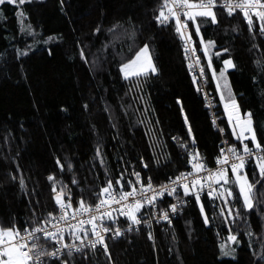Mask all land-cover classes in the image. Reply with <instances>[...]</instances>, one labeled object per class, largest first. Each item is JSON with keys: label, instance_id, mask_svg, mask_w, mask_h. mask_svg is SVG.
<instances>
[{"label": "trees", "instance_id": "1", "mask_svg": "<svg viewBox=\"0 0 264 264\" xmlns=\"http://www.w3.org/2000/svg\"><path fill=\"white\" fill-rule=\"evenodd\" d=\"M161 4L162 0H30L0 5V226L15 224L23 230L55 213L53 184L66 186L75 204L81 196L94 204L106 182L115 183L122 174L125 182L131 180V171L154 183L164 182L189 168L190 156L197 151L206 165L213 164L221 136L188 70L184 38L174 21L162 25L156 20ZM214 11L218 23L209 18L197 21L204 41L215 42L207 56L191 22L188 27L216 95L221 127L230 142L241 141L232 134L213 73L214 69L219 74L223 61L231 59L235 67L224 79L232 96L225 98L236 100L242 113H252L257 140L264 145L260 22L253 16L249 30L241 13L230 16L220 7ZM145 44L157 72L125 79L121 65ZM243 171L256 185L251 209L244 205L238 185L226 184L234 194L227 206L223 198L200 194L198 203L191 195L172 226L143 223L111 239V259L104 248H85L61 260L264 264V178L256 161H249ZM50 175L55 181L48 180ZM228 176L235 179L231 170ZM124 190H129L127 184ZM230 236L236 237L232 254L222 250ZM45 262L61 264L54 258Z\"/></svg>", "mask_w": 264, "mask_h": 264}, {"label": "snow or ice", "instance_id": "2", "mask_svg": "<svg viewBox=\"0 0 264 264\" xmlns=\"http://www.w3.org/2000/svg\"><path fill=\"white\" fill-rule=\"evenodd\" d=\"M30 0H0V5L5 3H11L13 5H23ZM217 7L223 8L227 11L228 15H233L237 12L241 13L245 18L249 30L253 28V16L258 18L260 22V32L264 34V0H222L218 3V0H162L161 7L159 9V14L156 16V20L162 24H168L172 21L175 22L176 32L185 37L187 33V41H191V33L188 32L189 22L195 28L197 36L200 37V44L203 48L205 55L207 56L210 47L215 46L214 41H204L201 35V25L198 23V18H209L211 23H218L217 13L214 11ZM183 17V20L181 19ZM99 31V29H97ZM111 31V30H110ZM192 51L195 52V46H193ZM223 52H227L228 49H223ZM25 54V53H22ZM215 55L219 57L221 52H216ZM83 58V52L81 53ZM144 60L147 61V67H144L140 62ZM199 58H197V63ZM224 68L221 69L219 75L224 76L225 72L234 68L231 59L223 61ZM209 68H211V58L209 57ZM121 72L125 79H130L134 77H139L146 75L149 71L152 73L157 72L154 64L151 62V56L149 52V46L145 44L140 48L135 55L128 60L126 63L121 65ZM215 75V70L213 69ZM201 74H203V68L201 69ZM227 87V84H226ZM232 93L229 90V98H231ZM232 104L238 109V105L232 100ZM227 109V105L225 106ZM229 121L232 122V115L229 114ZM236 123L240 126L239 133L233 129L234 135L237 139L242 142V150L244 153L248 154L250 157H255L257 167L259 169V175L264 178V155H257L256 150L264 153V145H262L256 137L255 128L253 126L252 113L248 112L236 116ZM189 132L191 129L189 128ZM244 140H251L253 147L250 148L247 143H243ZM194 142V140H193ZM227 153H231L229 157L225 149H221V155L216 158V164L218 167L215 170L209 169L207 165L203 162L200 153L197 151L192 153L190 156L191 171L182 172L179 176L169 179L168 184L159 185L154 187L152 178L147 179V183L141 179V175L138 172H134L132 175L135 176V183L131 180L124 181L123 174L115 180L113 183L112 179L106 182V186L102 187L98 193H96V202L94 204L88 203L84 196H81L78 201H76V206L73 207V197L68 193L66 186L61 185L59 189L53 184L52 191L55 193L53 200L57 206V213H48L46 217L37 219L33 222L31 228L25 227L21 230L15 224L11 226L4 227L0 226V264H46L45 258H54L60 260L61 264H68V261L61 260L62 249H67L66 254L71 255V250L75 248L76 251H80V248L75 245L63 244V232L64 229L58 227L60 222H64L65 227L70 230V234L74 239H81L79 233L82 231L84 235L87 236L88 232H92L95 236V240H90L89 245L95 248L97 244L103 246L106 255L111 259V254L108 251V246L105 243V237L103 233H113L114 236L122 235V231L119 228H111L105 226L102 221H113L115 218L111 211L102 210L106 206L110 207L111 204H123L125 201H130L123 205L120 210V215L125 216L132 224L150 223V221L142 220L138 214L142 215V209L146 205L156 206L158 198H163L165 194L172 196L176 193V185H179L183 189L185 196L194 195L197 202L200 201V192L204 191L206 182L209 188L208 195L210 197L219 199L223 198L224 203L227 206L228 198L233 197V191L231 188H224L226 184H236L239 187V192L241 193L244 205L251 209L253 207L251 194L255 184L248 180L246 173L241 174V170L245 167V158L242 155L237 154V149L235 146H230L227 149ZM100 154V150H97V155ZM230 160L238 161L230 162ZM57 164L63 170L64 165L57 160ZM228 166V167H225ZM71 168V165H68ZM147 168V165H144ZM229 167L231 169L232 175L235 177L234 180H230L228 176ZM207 172V177H202L200 173ZM191 177V179H189ZM49 181H55L54 176L48 177ZM23 185V180L20 181ZM73 184L77 181L73 180ZM212 183L220 185L223 191L212 188ZM259 183V181H258ZM125 184L129 190L125 191ZM137 185H140L137 187ZM151 192L152 195H147ZM139 197V198H137ZM131 198V199H130ZM201 212H204L203 205H200ZM171 212L177 211V205L172 204L169 206ZM224 209H221L223 214ZM232 210L228 209V214L231 215ZM87 215V219H78V217ZM161 218L163 220H169V212L164 211ZM205 221L207 222V215H204ZM71 221H76L75 224ZM55 222V223H54ZM85 224L91 225V228H84ZM51 226L54 230H49L48 226ZM102 229L97 231V229ZM131 230V225L129 226ZM149 239H152L151 233H149ZM232 240H236V237H231ZM45 242H50L59 245L55 247L53 251H48L46 249ZM264 258V257H262Z\"/></svg>", "mask_w": 264, "mask_h": 264}, {"label": "built area", "instance_id": "3", "mask_svg": "<svg viewBox=\"0 0 264 264\" xmlns=\"http://www.w3.org/2000/svg\"><path fill=\"white\" fill-rule=\"evenodd\" d=\"M222 1L218 2L221 3ZM181 19L183 20V17H181ZM188 32H190L189 27H188ZM184 38V42H185V46H184V54H185V59H186V64L188 67V70L190 72V75L193 77L196 85L198 86L202 98H203V103H204V108L207 110V112L210 115L213 127L215 129H217L220 133L221 139H220V147H219V152L216 155L214 162L212 165H207V167L209 169L215 170L218 165L216 164V158L219 157L221 155V149H225L226 154L231 157V153H227V149L230 146H235L237 149V154L238 155H242L245 158V165L249 162V161H256L255 157H250L248 154L244 153L242 150V142L240 141L239 143H232L230 142V140L225 136L224 131L221 127V123H220V115L217 112V106H218V102L216 99V95L215 93H213L210 88H209V79L207 77V74L205 72L203 63H202V58L201 55L198 51V49L195 47V52L192 51L193 46H195L193 39L191 38V41H187V33L185 34ZM197 58H199V62L197 63ZM203 68V74H201V69ZM243 143H247L245 141H243ZM248 144V143H247ZM248 146L250 148L253 147V145L248 144ZM256 154L257 155H264V153L260 152L259 150H256ZM230 162H236L238 163V161L235 160H230ZM228 167V166H225ZM191 165L189 163V168L184 169L182 171H180L178 174H176L175 176H172L170 178H175L177 176L180 175V173L184 172H189L191 171ZM229 170L230 167H229ZM135 171H131V181L133 183H135V176H133L132 174ZM200 175L202 177H207L208 173L207 172H202L200 173ZM169 178V179H170ZM141 179L144 181V183H147V179H144L141 177ZM169 179H167L164 182H160V183H154L153 185L154 187H158L159 185H163V184H168L169 183ZM191 179V177L189 178ZM207 183L205 185L204 191L200 192V194H207L209 192V188L207 187ZM55 186L57 187V189H59L60 185L55 184ZM140 185H137V187H139ZM53 188V186H52ZM51 188V192L52 195L54 197L55 193L52 191ZM177 191L174 195L169 196L167 194H165V196L163 198H158L157 202H156V206L153 208L152 206L146 205L144 209H142V215L138 214V216L142 219V220H147L150 221V223L152 224H162V225H168V226H172L174 224L175 219L180 215V213L183 211V208L190 202L191 200V195L185 196L183 193V189L181 187H179V185H176ZM212 188L217 189L218 185L215 183H212ZM68 193L73 197V195L69 192V190L67 189ZM127 191V190H125ZM147 195H152L151 192L147 193ZM139 198V197H137ZM131 199V198H130ZM130 201H125L123 202V204H111L110 207L106 206L105 209L102 210H106V211H111L113 214V217L115 218V222L113 221H102V222H98V223H102L105 226L111 227L113 229L115 228H119L122 231V235L120 236H114L113 233H103L102 229L98 228L97 231H101L102 234L105 237V243L107 244L108 248H109V241L112 239H117L121 236H124L125 234H127L128 232H131L132 230H138V228L143 224V222L141 224H132V222L130 220H128L125 216L120 215V210L123 208L124 204L129 203ZM172 204H176L177 205V211L176 212H171L169 209V206ZM76 204L74 203L73 200V207H75ZM164 211H168L169 212V220H163L161 218L162 213ZM58 212L57 206H56V212ZM87 215L85 216H81L78 217V219H87ZM55 223V222H54ZM71 223L75 224L76 221H71ZM131 225V230H129V226ZM32 227V226H31ZM29 227V228H31ZM49 230H54L52 229V227L49 225ZM58 227L64 229L63 232V244H67V245H75L76 247L80 248V251L85 249V248H90V249H97V248H103V246L97 244V246L95 248H92L89 245V241L90 240H95L96 236L92 233V232H88V235L85 236L84 232H80L79 235L81 237V239L83 240V244H81V240L78 239H74L72 237V235L70 234V230L68 228L65 227L64 222H60V224L58 225ZM84 228H91V225L85 224L83 226ZM46 244V249L48 251H53L55 249V247H59V245L54 244V243H50V242H45ZM67 252V249H62L61 252V257L64 256ZM71 252H78L75 250V248H73L71 250ZM46 259H53V258H45Z\"/></svg>", "mask_w": 264, "mask_h": 264}, {"label": "rangeland", "instance_id": "4", "mask_svg": "<svg viewBox=\"0 0 264 264\" xmlns=\"http://www.w3.org/2000/svg\"><path fill=\"white\" fill-rule=\"evenodd\" d=\"M208 54H209V51H208L207 55ZM151 62H152V64H154L152 57H151ZM140 63L143 64L144 67H147V61L142 60ZM122 75H123V73H122ZM214 79H215V82H216V85H217V94H218V96L221 99V102L223 104L224 112L226 113L228 119H229V114L231 113V115H232V122L230 123V127H231L230 129L232 131L233 136L235 137L233 129L235 128L237 133H239V131H240V126L236 123V116L238 114L243 116L244 113L241 112L239 106H238V109L233 106L232 100H234V99L227 100L225 98L226 96H229V89H228V87H226V81L224 79V76H220L219 74L215 73ZM234 101H235V104L238 105L237 101L236 100H234ZM226 105H227V109L225 107ZM241 174L242 175L244 174L243 169L241 170ZM220 189H221V187L219 185L218 186V190H220ZM231 237H233V236H230L229 237V241H225L222 244V250L226 251L229 254H232L231 253V242H232ZM222 255H228V254H225V253L222 252Z\"/></svg>", "mask_w": 264, "mask_h": 264}, {"label": "crops", "instance_id": "5", "mask_svg": "<svg viewBox=\"0 0 264 264\" xmlns=\"http://www.w3.org/2000/svg\"><path fill=\"white\" fill-rule=\"evenodd\" d=\"M222 106H223V104H222ZM226 114V113H225ZM226 117H227V115H226ZM227 119H228V117H227ZM228 122H229V119H228ZM229 124H230V122H229ZM231 128V127H230ZM236 137V136H235Z\"/></svg>", "mask_w": 264, "mask_h": 264}]
</instances>
